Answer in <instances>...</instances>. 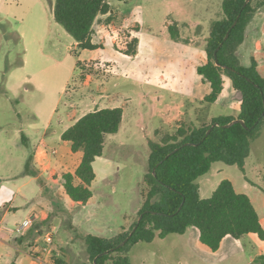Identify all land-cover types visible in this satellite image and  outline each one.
<instances>
[{
  "label": "rangeland",
  "instance_id": "374dc122",
  "mask_svg": "<svg viewBox=\"0 0 264 264\" xmlns=\"http://www.w3.org/2000/svg\"><path fill=\"white\" fill-rule=\"evenodd\" d=\"M53 2L0 0V206L14 198L9 188L19 181L6 178L19 169L15 159V146H22L20 134L16 131L20 128L19 123L24 124V127L28 124L42 125L56 107L58 114L64 112L66 115V121L59 129L64 128L93 108L81 107V102L89 98L90 94L101 92L100 89L113 94L115 99L112 104H121L125 110L119 131L105 136L103 153L93 162L96 177L89 186L92 197L85 205L71 203L61 187V179L54 182L53 178H49L51 186L47 193L50 200L44 206L48 217L38 228L43 236L45 231H54L55 237L49 244L54 251L47 248L45 254L49 253V257L42 255L39 262L27 256L24 252L26 247L18 244L11 236L5 238L11 245L0 242V264H30L32 260L38 264H50L52 257L60 258L68 264L83 261L91 264L84 235L109 237L117 233L125 221H129L125 225L126 229L135 222L141 207L142 178L148 171L149 142H158L165 133L173 134L176 130L147 122L146 116L153 113L152 99L158 90L141 87L120 73L111 76L102 70L105 64L117 65L118 68H139L141 58L118 53L110 46L111 40L121 27H138L140 35H159V42L170 45L174 54L180 56V62L197 61L204 52L210 22L222 15V0H107L112 12L98 15L93 25V37L97 33L99 35L97 47L85 49L79 47L73 37L56 23L53 18ZM187 13L193 21L180 19L181 15ZM174 24L182 37L173 43L169 40L168 26ZM18 28L23 29L27 35L26 41L31 48L29 55H24L23 43L14 38L10 40L9 36L13 35L6 34ZM41 31L47 34L42 43L46 55H40L39 52L33 55L37 48L33 34H40ZM98 45L102 49L95 50ZM23 58L27 59L25 66L13 67V63ZM78 60L85 63L84 68L77 67ZM90 60H99L100 67L90 65ZM10 67H13L11 77L7 70ZM34 67H43L46 71L43 74L41 71L34 73ZM31 81L35 82V86L30 84ZM99 82H102V87L97 91L96 85ZM226 90L222 102L206 103L207 114L234 112L235 95L231 92L229 80ZM142 91L148 96L143 98ZM71 111H75V115H70ZM209 123L205 122L204 125ZM52 146L60 148L61 143ZM245 163L248 165L242 172L236 165L215 162L206 174L197 179L200 196L209 197L222 179H229L237 191L251 197L264 196V123L260 125L258 137L250 142ZM252 181L262 190L253 187ZM33 183L34 190L39 192L38 184L35 181ZM256 205L258 209L262 208L257 202ZM20 215H14L12 220L19 219ZM7 225L13 229L15 222ZM1 238L4 236L0 235ZM169 238L177 239L180 236L171 234ZM40 241L43 242V237ZM172 248L168 246L163 249L169 263L187 264L189 261L190 264H204L196 258L185 257V254L174 255L171 253ZM218 264H247V261L245 257H234Z\"/></svg>",
  "mask_w": 264,
  "mask_h": 264
},
{
  "label": "trees",
  "instance_id": "16d2710c",
  "mask_svg": "<svg viewBox=\"0 0 264 264\" xmlns=\"http://www.w3.org/2000/svg\"><path fill=\"white\" fill-rule=\"evenodd\" d=\"M244 2L222 0V15L212 21L205 55L196 67L202 82L210 87L204 101H217L225 92V78H228L240 100L239 114L237 117L216 116L200 127H180L173 134L165 133L158 142H149L148 171L142 178L137 218L128 229L122 227L109 238L84 235L91 264H129L125 254L129 246L149 243L168 234H183L189 227H196L200 241L213 251L227 235L238 240L254 233L264 239V228L248 195L237 192L229 179H222L209 197L202 198L197 182L215 162L236 165L243 171L250 142L258 137L260 125L264 123V78L258 73L254 60L249 65H242L236 55L247 24L257 11L264 10V0H249L243 6ZM110 9L107 0H54L53 18L79 47L94 49L97 47L92 43L94 22L98 15L106 14ZM238 14L237 24L223 41ZM168 29L172 38L178 37L175 25H169ZM137 43L138 38L130 28H120L114 49L132 56L136 54ZM76 65L83 67L85 63L78 60ZM90 65L100 67V61L90 60ZM122 115L121 107L96 109L82 115L61 134L62 140L71 143L73 152H82L74 174L67 172L61 177L64 192L70 200L85 205L92 197L89 186L96 177L93 162L103 153L105 136L119 131ZM235 119H242L248 128L241 123L224 126ZM215 123L218 125L206 135ZM140 215L142 218L135 231L124 245L119 246L129 236ZM258 259L264 264V256ZM50 262L68 264L57 257H52Z\"/></svg>",
  "mask_w": 264,
  "mask_h": 264
},
{
  "label": "crops",
  "instance_id": "0c3cea01",
  "mask_svg": "<svg viewBox=\"0 0 264 264\" xmlns=\"http://www.w3.org/2000/svg\"><path fill=\"white\" fill-rule=\"evenodd\" d=\"M111 12L112 9H110V12L108 13ZM103 15L105 14L100 16ZM189 15V13H187V15H181L180 19L193 21ZM220 17H217L216 19ZM211 23L212 22H210L206 39L209 35ZM119 29H117L111 40L110 46H113V48ZM130 29L138 38L136 54L132 56H125L139 59L141 58V61L138 64L139 68L134 69L131 67L130 69H127V66L122 68L119 66L118 68L117 65H114L117 68V71L111 76H118L120 73L129 81L138 83L141 87L158 90L157 94L159 95L156 94V96H154L152 99L153 104L151 109L153 110V113L146 116L147 122H149L151 125L158 123L162 127L171 129L175 128V131L180 127L185 129L200 127L204 125L205 122H210L213 117L220 116L215 115L214 113H206L207 102L204 101L203 98L209 93L210 87L207 83L202 82L201 77L196 72V67L199 64L200 58L204 57L205 55V48L203 54L197 59V61L186 60L185 62H180V56L176 55V53L174 54L175 51L170 49V45L164 42H159V35H140V29L138 27ZM41 32L42 33L40 34L37 32L33 34L37 45V48L34 49V53H32L33 55H38V52L40 55H46L43 51L44 49H42V43L47 38V34L45 31ZM7 33L13 35V37L9 36L10 40L14 38L17 42L23 43L24 55H29L31 48L30 44H28L26 41L27 35L25 31L18 28V30L13 33L6 32V34ZM181 37L182 36L179 33V30L177 38H172L169 32V40L173 43L175 41H179ZM98 38L99 35L97 33L92 38V43L97 45L99 42ZM99 48L102 49L101 46L98 45V48L95 50H98ZM236 55L242 65H249L251 60H254L258 73L264 78V10L257 11L247 24L244 40L238 47ZM101 61L104 60L101 59ZM26 62L27 59L23 58L19 62L13 63L15 64L13 67H23L25 66ZM13 67L7 69L9 70V77H11L13 74V69H11ZM33 70L34 73L41 71V74L46 71V69L43 67H34ZM228 80V78H225L226 84ZM86 82L83 84L85 85ZM87 83L89 85V82ZM229 83L231 92L235 95L233 102V109L235 108V110L234 112L228 111V113L224 115H233L237 117L239 114L240 100L237 97L236 92H234L232 89L230 80ZM30 84L35 86V82L33 81H31ZM96 87L98 88L97 91H99L100 87H102V82H99ZM100 91L101 92H98V94H90V96H88L89 98L86 97V99L81 102L83 103L82 106L80 105L81 107H93L92 109L82 113V115L96 109L108 107H121L124 112L125 109L123 105L112 104L115 99L113 94H111L109 91L102 92V89H100ZM142 93L143 98L148 96L147 93L143 91ZM226 94H223L217 101L222 102ZM71 112L72 113L70 115H75V111ZM82 115H80L78 118H80ZM65 117L66 115L64 112L58 114V108L55 107L52 109L48 119L43 122L42 125L28 124L27 127H24V124L19 123L18 127L20 128L16 130L17 133L20 134L22 143V146H15L17 152L15 159L18 161L19 169L6 178L19 181L9 188L10 191H12L14 198L11 199L7 204L3 203L2 206H0V235L4 236V238H1L0 242L3 245H11L5 238L8 239L13 236L14 240L18 244H23L26 247L24 252L29 257H31V253L33 254V250L37 244H44V242L40 241V238L43 237V234L41 231H39L38 225H42L48 217L47 209L45 210L44 206H47L50 200L49 193H47L48 188L51 186L49 178H53V181L57 182L58 179H61L64 173L69 172L74 174L81 161L82 152H73L71 150V143L69 141L62 140L61 138L63 131L71 126L78 118L72 121L68 126L59 129L62 123L66 121ZM68 119H70V117H68ZM186 123H188L189 126H187ZM59 142L61 143L60 148L52 146V144H57ZM54 150L55 153L53 152ZM1 164L3 166L5 165V163ZM247 165L248 163L244 162V170ZM244 170L242 172H244ZM252 171L254 170L252 169ZM33 181L38 184L39 192L34 190ZM252 184L254 185L253 187L259 188V185H257L254 181H252ZM61 187L63 188L62 179ZM235 190L237 191V189ZM245 194L248 195L247 193ZM248 197L258 212L260 223L264 228V196L258 197L254 195V197H251L248 195ZM256 202L260 207H262L261 209H258L259 207L256 205ZM71 203L76 202L71 200ZM18 213L21 214L20 218L13 221L12 219L15 218H13V216ZM26 218L32 219V225L30 228H28L25 234L21 235L11 232V227L9 228V225L7 224L14 222L15 224H18L23 222ZM128 222V220L125 221V224L121 226L120 230H122V227L125 228V225H127ZM3 223H5V226ZM46 232L52 233L53 242L55 237L54 231L49 230L45 231V233ZM170 235L171 234H168L164 238H155L149 243L140 242L129 246L125 251V254L130 260L129 264H155L156 261V264H175L174 262L169 263L170 260L167 259L163 251V249L168 246L173 247L171 253H174V255L185 254V257L191 259L196 258L202 261L204 264H218L234 257H245L247 264H260L261 260H259L258 257L264 256V239H260L254 233L246 234L238 240L227 235L222 239L219 248L215 251L211 250L207 245L200 241L199 230L196 227H189L183 234H179L180 238L177 239L169 238ZM158 240L161 242H157ZM48 246L49 245H47V248H49V250L54 251L52 248H50V246ZM48 254L49 253L45 254V252H42L39 255L40 258L35 260L40 262L41 256L45 255L49 257ZM35 260L30 261V264H38ZM11 264L15 263L12 262ZM187 264H190L189 261H187Z\"/></svg>",
  "mask_w": 264,
  "mask_h": 264
},
{
  "label": "built area",
  "instance_id": "2783aa9c",
  "mask_svg": "<svg viewBox=\"0 0 264 264\" xmlns=\"http://www.w3.org/2000/svg\"><path fill=\"white\" fill-rule=\"evenodd\" d=\"M105 73L114 74L116 73L117 69L113 64H105L102 69ZM55 153V150L53 151ZM32 225V219L26 218L23 222L15 224V227L12 229L11 232H14L16 234H25L28 228ZM52 233L46 232L43 236V242L44 244H37L33 250V254L31 253V257L34 259H39L40 253H44L47 250V245H49L52 242ZM38 254V255H37ZM34 264V263H32Z\"/></svg>",
  "mask_w": 264,
  "mask_h": 264
},
{
  "label": "water",
  "instance_id": "95a60500",
  "mask_svg": "<svg viewBox=\"0 0 264 264\" xmlns=\"http://www.w3.org/2000/svg\"><path fill=\"white\" fill-rule=\"evenodd\" d=\"M248 2H249V0H245L243 6H245ZM239 16H240V14L237 15V18L234 20V22L231 24L230 28L227 30V32H226V34H225V36H224L223 41H225V40L228 38L231 29L237 24V21H238ZM221 45H222V43H220V46H221ZM217 50H218V48L215 50V53H214L215 56H216V52H217ZM234 123H241L242 126H243L244 128H248V127L246 126L245 122H244L242 119H235V120H233V121H231V122L225 124L224 126H225V127H229V126L233 125ZM216 125H218V123L213 124V125L207 130L206 135H208V133L211 131V129H212L214 126H216ZM166 157H167V156H166ZM166 157H165V158H166ZM141 218H142V216L140 215V216L138 217V220H137L136 225L132 228V231L130 232L129 236H128L127 238H125V239L119 244V246L124 245V244L128 241V239H129L130 236L132 235L133 231H135V229H136V227H137L139 221L141 220ZM107 252H108V251H107ZM107 252H104V253H107Z\"/></svg>",
  "mask_w": 264,
  "mask_h": 264
}]
</instances>
